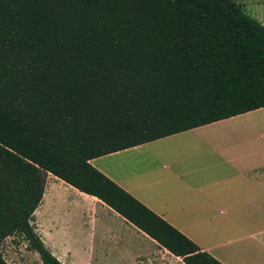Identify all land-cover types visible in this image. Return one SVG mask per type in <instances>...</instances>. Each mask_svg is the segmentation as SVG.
<instances>
[{
    "label": "trees",
    "instance_id": "obj_1",
    "mask_svg": "<svg viewBox=\"0 0 264 264\" xmlns=\"http://www.w3.org/2000/svg\"><path fill=\"white\" fill-rule=\"evenodd\" d=\"M261 107L264 24L235 0H0V244L62 264L33 224L50 173L223 264L89 160Z\"/></svg>",
    "mask_w": 264,
    "mask_h": 264
},
{
    "label": "crops",
    "instance_id": "obj_2",
    "mask_svg": "<svg viewBox=\"0 0 264 264\" xmlns=\"http://www.w3.org/2000/svg\"><path fill=\"white\" fill-rule=\"evenodd\" d=\"M251 111L89 162L221 263L264 264V133L208 131ZM54 177L57 181L45 184L33 224L62 264H75L71 236L77 218L88 230L90 253L104 219H115L159 246L97 197ZM55 208L60 219L57 244L47 238L42 221ZM110 236L117 238L112 232Z\"/></svg>",
    "mask_w": 264,
    "mask_h": 264
},
{
    "label": "rangeland",
    "instance_id": "obj_3",
    "mask_svg": "<svg viewBox=\"0 0 264 264\" xmlns=\"http://www.w3.org/2000/svg\"><path fill=\"white\" fill-rule=\"evenodd\" d=\"M249 16L264 24V0H235ZM246 118L227 121L208 130L215 133H264V107L245 114ZM57 181L52 174L46 176V187ZM41 216V215H40ZM57 209L42 215L47 238L59 242ZM78 227L72 233L75 264H186L182 257L153 244L128 226L115 219H104L96 230L93 250L89 251L90 239L86 227L80 226L78 218L73 221ZM110 232L117 236L112 239ZM26 242L18 235L7 237L0 244V252L8 264H42L39 255L29 250Z\"/></svg>",
    "mask_w": 264,
    "mask_h": 264
}]
</instances>
